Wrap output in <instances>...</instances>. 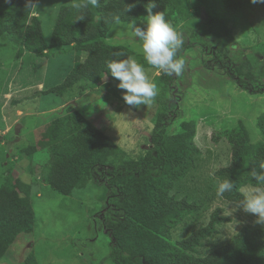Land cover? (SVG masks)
<instances>
[{"label":"rangeland","instance_id":"374dc122","mask_svg":"<svg viewBox=\"0 0 264 264\" xmlns=\"http://www.w3.org/2000/svg\"><path fill=\"white\" fill-rule=\"evenodd\" d=\"M74 4L75 0H36L41 15H34V9L32 15L40 18L48 43L60 7ZM145 17L136 24L143 27ZM167 21L181 36L177 56L184 61L182 74H172L176 78L169 94L175 110L167 128L178 133L183 122L195 121L194 143L200 149L194 168L178 188L199 210L173 230V242L206 226L219 208L228 221L196 248V255L206 256L229 243L243 228L264 230V225L255 223L254 215L243 210L229 215L225 210L228 201L217 197L215 187L216 178L222 180L218 171L224 168L223 163L231 164L230 131L242 123L253 143H264L257 128L264 112V3L182 0ZM106 41L129 47L132 56L143 63L142 55L114 24ZM76 60L72 47L36 55L9 35L0 38V177L12 173L30 185L36 218L33 232L20 234L0 264H24L30 256L37 264H115L104 218L114 209L116 198L105 184V169L95 168L83 187L62 195L42 179L50 155L40 148L39 141L54 120L78 110L128 159L140 160L152 148L153 119L159 103L154 99L144 105H127L114 78L97 88L78 84L64 97L48 94L66 79ZM240 66L244 73L251 68L257 80L253 84L247 80L253 87L250 90L235 77ZM145 68L152 82L163 74L147 64ZM214 170L215 176L210 175Z\"/></svg>","mask_w":264,"mask_h":264},{"label":"trees","instance_id":"16d2710c","mask_svg":"<svg viewBox=\"0 0 264 264\" xmlns=\"http://www.w3.org/2000/svg\"><path fill=\"white\" fill-rule=\"evenodd\" d=\"M181 1L151 0L157 5L152 8V14L163 12L168 19ZM35 2L0 0V38L9 35L24 50L36 55L52 49L74 48L77 52L74 68L60 85L48 91V94L64 97L78 84L97 88L107 79H113L106 61L133 54L129 47L106 41L114 24L113 17L119 16L125 23H136L148 14L146 6L150 0H98L95 6L91 0H75L74 5L60 7L50 43L44 36L40 18L32 15L33 8H28ZM129 6L130 11L125 12ZM116 53L124 55H114ZM236 71L238 83L252 89L257 80L251 68L244 73L240 66ZM175 78L163 73L153 81L158 88L154 99L159 106L153 119L152 148L142 159H128L102 130L75 110L54 120L39 141L40 148L50 155L42 170V179L53 190L70 195L84 186L95 168L105 169V184L116 198L114 209L104 218L112 239L111 259L115 264H264L262 229L243 228L229 243L214 248L206 256L196 255V248L213 237L220 224L228 221L221 216L219 208L211 214L206 226L173 242V230L199 210L188 196H181L178 188L200 154L194 143L195 121L183 122L178 133H170L167 128L175 110L171 107L172 94H169L174 89L171 85ZM257 128L264 137V112L257 121ZM228 140L232 146L231 164L220 169L218 175L234 182L233 192L223 197L232 202L241 198L240 187L254 182L253 169L264 171L260 168L264 163V143H253L242 123L228 133ZM35 222L30 185L15 174L2 175L0 262L20 234L33 232ZM24 264L37 262L30 256Z\"/></svg>","mask_w":264,"mask_h":264},{"label":"clouds","instance_id":"9594fccd","mask_svg":"<svg viewBox=\"0 0 264 264\" xmlns=\"http://www.w3.org/2000/svg\"><path fill=\"white\" fill-rule=\"evenodd\" d=\"M251 2L264 3V0H251ZM91 3L95 6L98 0H91ZM156 6L151 0L146 6L148 15L142 23L143 27L134 22L125 23L119 16L113 17L114 26L119 27L122 36L135 47L143 59V63L135 56L106 61L108 71L118 81L116 87L121 90L123 101L133 107L148 104L158 95L157 85L148 78L145 64L166 75L179 76L184 71V61L177 56L178 49L183 43L181 36L167 21L163 12L152 14L151 10ZM28 8L34 9V15H41L35 4L30 3ZM130 8L131 6L127 7L125 12L130 11ZM80 19L82 20L83 17ZM114 55L123 56L124 54ZM222 166L228 167L229 163L224 162ZM260 168L264 170V163H261ZM210 175L215 176V170ZM251 178L254 182L240 187L241 198L227 202L225 210L229 215L237 210H243L256 217V224L264 225V171L253 169ZM215 187L217 197L223 198L225 193H232L236 186L230 178L222 180L216 178ZM230 205L234 207L229 208Z\"/></svg>","mask_w":264,"mask_h":264}]
</instances>
